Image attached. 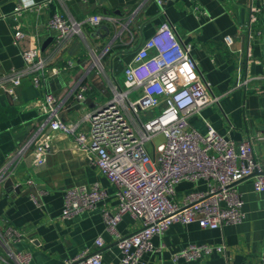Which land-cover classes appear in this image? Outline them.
<instances>
[{
    "label": "crops",
    "instance_id": "0c3cea01",
    "mask_svg": "<svg viewBox=\"0 0 264 264\" xmlns=\"http://www.w3.org/2000/svg\"><path fill=\"white\" fill-rule=\"evenodd\" d=\"M22 5L28 7L16 15ZM253 6L260 10L253 12ZM55 13L78 21L100 14L102 20L98 25L84 22L83 37L60 43L48 26ZM165 22L190 45L202 81L219 96V102L193 114L190 124L205 133L210 123L236 142L251 138L256 157L264 161V0H0V75L23 70V51L32 46L52 65L75 61L39 85L24 76L15 94L0 87V236L7 239L9 230L23 233L10 246L14 253H30L26 264H64L83 249L95 248L99 236L104 239L102 264H120L117 236L103 217L104 209H118L116 187L73 135L46 123L45 95L57 97L64 120L88 130L86 115L109 100L114 78L122 83L134 47ZM19 27L25 35L16 39ZM227 35L233 37L231 45ZM47 138L46 160L37 164L33 149ZM254 179L252 174L237 184L245 213L240 223L212 229L197 221L174 222L153 237V248L137 264H262L264 191L255 189ZM94 184L105 189L104 198L94 208L65 217L67 190ZM205 186L203 180L183 182L174 199L182 202L187 190ZM141 224L127 213L117 230L126 235ZM191 243L222 249L196 259L174 257ZM0 264L25 263L0 245Z\"/></svg>",
    "mask_w": 264,
    "mask_h": 264
},
{
    "label": "built area",
    "instance_id": "2783aa9c",
    "mask_svg": "<svg viewBox=\"0 0 264 264\" xmlns=\"http://www.w3.org/2000/svg\"><path fill=\"white\" fill-rule=\"evenodd\" d=\"M162 4L163 0H157ZM28 5L17 7L16 15ZM253 12L260 10L252 7ZM251 12V20L255 14ZM102 15L94 14L84 21L68 19L55 13L48 22L55 30L57 42L83 37V24L98 25ZM25 35L19 27L15 38ZM228 45L233 37L227 35ZM25 68L0 75V87L15 94L24 76L36 85L75 64L68 59L62 66L50 64L38 46L23 51ZM122 83L111 81L109 100L88 113V130H77V124L64 120L60 103L53 93L45 95L46 123L55 130L75 137L77 145L99 166L116 187L118 209L103 210L107 229L117 236L121 250L120 264L139 263L144 252L153 248V237L166 232L174 222L197 221L201 227L218 228L223 224L240 223L245 216L242 196L237 184L254 174V187L264 191V161L256 157L252 139L236 142L221 135L210 123L205 133L190 124V117L204 107L219 102L202 81L198 64L176 27L165 22L155 33L133 49L123 69ZM79 97H84L82 93ZM162 134L164 141L154 138ZM50 139L33 149L37 164L46 160ZM205 181L204 188L186 191L182 202L174 199L183 182ZM106 194L98 184L91 188L67 190L62 214L71 217L96 207ZM140 219L141 227L121 235L117 225L125 214ZM23 233L7 231L0 236V245L20 263H28L30 253H14L10 244ZM96 247H87L69 257L64 264H102L103 237ZM222 247L191 243L174 253V257L196 259ZM264 264V251L262 255Z\"/></svg>",
    "mask_w": 264,
    "mask_h": 264
},
{
    "label": "rangeland",
    "instance_id": "374dc122",
    "mask_svg": "<svg viewBox=\"0 0 264 264\" xmlns=\"http://www.w3.org/2000/svg\"><path fill=\"white\" fill-rule=\"evenodd\" d=\"M154 141L156 144H158V143L164 141V136L162 134H158L155 136Z\"/></svg>",
    "mask_w": 264,
    "mask_h": 264
},
{
    "label": "water",
    "instance_id": "95a60500",
    "mask_svg": "<svg viewBox=\"0 0 264 264\" xmlns=\"http://www.w3.org/2000/svg\"><path fill=\"white\" fill-rule=\"evenodd\" d=\"M8 182H11V180L9 179Z\"/></svg>",
    "mask_w": 264,
    "mask_h": 264
}]
</instances>
